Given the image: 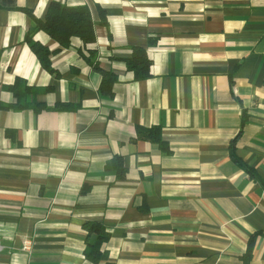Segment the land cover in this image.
I'll return each instance as SVG.
<instances>
[{
    "label": "crops",
    "instance_id": "obj_1",
    "mask_svg": "<svg viewBox=\"0 0 264 264\" xmlns=\"http://www.w3.org/2000/svg\"><path fill=\"white\" fill-rule=\"evenodd\" d=\"M54 1L88 5L96 41L73 37L51 73L25 42L23 8L44 19ZM138 45L152 62L140 81L124 61ZM90 49L119 78L113 96ZM16 78L76 108L0 110V264H95L89 221L109 227L112 264H243L264 232V0H0V101L15 100ZM138 126H160L170 152ZM234 138L257 179L231 158ZM115 156L125 179L106 170ZM251 264H264L262 234Z\"/></svg>",
    "mask_w": 264,
    "mask_h": 264
},
{
    "label": "trees",
    "instance_id": "obj_2",
    "mask_svg": "<svg viewBox=\"0 0 264 264\" xmlns=\"http://www.w3.org/2000/svg\"><path fill=\"white\" fill-rule=\"evenodd\" d=\"M23 10L33 20V26L25 36V42L29 44L42 67L51 73L55 72L52 67L51 56L62 49L70 47L73 37L80 38L85 45L92 44L96 41L95 24L91 9L88 5H68L66 3L54 1L50 4L44 19L37 18L31 9L23 8ZM101 12L103 17H105V12ZM40 30L46 32L59 43L58 50L50 51L49 48L34 39V34ZM153 43L154 41L151 40L149 45ZM148 46H133L131 56L124 59L127 70L133 72L134 78L137 81L144 80L150 76L152 62L148 55ZM85 57L89 64L94 69L98 70L102 76L99 85L100 93L102 95L113 96V87L119 80L117 74L104 70L99 66L96 49H90L89 56ZM5 89L13 94L15 100L11 103L0 101V110L21 111L32 109L40 113L44 110L61 111L76 108V106L69 103H56L53 106H48L46 103L38 101L37 96L44 90L30 85L22 78H16L14 83L6 86ZM245 122L246 117L243 118L242 124ZM137 138L158 144L164 153L170 152L169 144L163 140L162 128L160 126L148 128L138 126ZM236 141L237 138H234L230 143L229 150L231 158L237 165L244 168L251 177L257 179L256 172L237 156ZM106 170L115 171L118 179L126 178L127 169L122 157L115 156L110 160L106 164ZM83 229L85 231L86 242L84 251L85 258L95 264L102 261L106 264H112L109 261V253L107 249H105V245L111 237L109 227L100 221H89L83 225ZM259 234L264 235V232H256V234L250 237L247 250L242 257L243 264H251L255 240Z\"/></svg>",
    "mask_w": 264,
    "mask_h": 264
},
{
    "label": "built area",
    "instance_id": "obj_3",
    "mask_svg": "<svg viewBox=\"0 0 264 264\" xmlns=\"http://www.w3.org/2000/svg\"><path fill=\"white\" fill-rule=\"evenodd\" d=\"M29 245H30V242L27 240V241H25V244H24V249L25 250H27L28 248H29ZM0 246H1V244H0Z\"/></svg>",
    "mask_w": 264,
    "mask_h": 264
}]
</instances>
